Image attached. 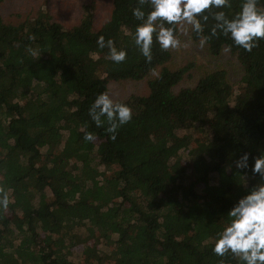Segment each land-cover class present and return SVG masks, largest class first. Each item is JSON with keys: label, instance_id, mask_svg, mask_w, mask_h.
I'll list each match as a JSON object with an SVG mask.
<instances>
[{"label": "trees", "instance_id": "obj_1", "mask_svg": "<svg viewBox=\"0 0 264 264\" xmlns=\"http://www.w3.org/2000/svg\"><path fill=\"white\" fill-rule=\"evenodd\" d=\"M5 1L0 186L11 200L0 209V264H239L211 248L247 183L228 165L242 151L264 148V40L245 51L219 30L211 36L209 14L201 21L206 50L237 56L238 88L216 70L176 90L194 61L174 67L172 52L155 43L145 60L133 43L140 21L132 10H149L140 0H110V15L97 27L93 3L66 27L48 9L4 16ZM241 2L229 0L226 15ZM100 35L126 50L125 61L107 58L96 44ZM154 73L147 95L118 100L132 119L110 139L107 123L98 128L88 115L95 96L112 82ZM85 132L95 139L85 141Z\"/></svg>", "mask_w": 264, "mask_h": 264}, {"label": "clouds", "instance_id": "obj_2", "mask_svg": "<svg viewBox=\"0 0 264 264\" xmlns=\"http://www.w3.org/2000/svg\"><path fill=\"white\" fill-rule=\"evenodd\" d=\"M140 4H147L149 10L139 7L132 10V15L140 21L133 33V43L146 61L152 59L154 43L162 51L181 46L177 25L190 26L198 37V47L203 48L210 36L202 34L201 21H207L209 14L215 21L211 36H216L219 30L234 46L245 51H251L264 40V9L258 7V0H242L239 11L231 17L223 10L230 6L229 0H140ZM96 44L108 49L107 58L113 63L125 61L126 50L118 49L112 39L105 40L100 35ZM88 115L98 128L107 123L106 131L114 140L117 129L132 119V109L124 102L113 100L108 92H100L89 106ZM83 139L90 142L95 136L85 132ZM227 169L240 173L247 183L242 185L243 194L227 210V219L211 251L218 257L230 254L238 258L239 264H264V148L242 151ZM10 200V190L0 186V209L6 210Z\"/></svg>", "mask_w": 264, "mask_h": 264}, {"label": "rangeland", "instance_id": "obj_3", "mask_svg": "<svg viewBox=\"0 0 264 264\" xmlns=\"http://www.w3.org/2000/svg\"><path fill=\"white\" fill-rule=\"evenodd\" d=\"M110 2V0H6L1 10L4 16H10L12 12L15 15L22 12L25 17H34L38 12L48 9L57 22L68 27L79 23L83 14V4L93 3L97 27L108 19ZM12 19L14 22L18 21L15 16ZM189 28L188 25H180L177 38L181 41V46L177 49H169L172 52V66L178 67L187 61H194L195 65L190 70V75L180 82L176 90L193 88L203 76L216 70L226 71L229 83L236 90L243 74L237 56L228 49H223L217 57L209 55L206 46L200 48L198 42L191 39ZM156 74L154 73L142 81L112 82L109 85L108 93L115 101H127L135 95H147L148 81Z\"/></svg>", "mask_w": 264, "mask_h": 264}]
</instances>
